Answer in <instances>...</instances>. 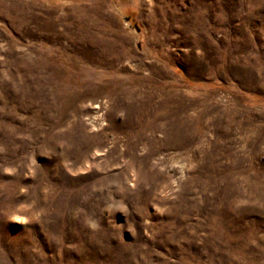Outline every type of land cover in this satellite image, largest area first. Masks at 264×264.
<instances>
[{
    "label": "rangeland",
    "instance_id": "374dc122",
    "mask_svg": "<svg viewBox=\"0 0 264 264\" xmlns=\"http://www.w3.org/2000/svg\"><path fill=\"white\" fill-rule=\"evenodd\" d=\"M0 264H264V0H0Z\"/></svg>",
    "mask_w": 264,
    "mask_h": 264
}]
</instances>
